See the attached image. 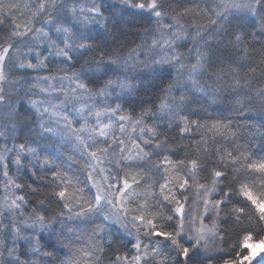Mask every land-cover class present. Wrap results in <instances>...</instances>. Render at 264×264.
I'll return each instance as SVG.
<instances>
[{"label": "snow or ice", "instance_id": "snow-or-ice-1", "mask_svg": "<svg viewBox=\"0 0 264 264\" xmlns=\"http://www.w3.org/2000/svg\"><path fill=\"white\" fill-rule=\"evenodd\" d=\"M57 3L58 0H40L28 23L16 24L6 37H0L3 41L0 42V138L7 141L19 135L23 141L14 142L11 149L5 145L0 152L6 178V195L0 201V264H57L55 245L61 243L65 229L73 232L72 228H66L67 221L96 218L118 225L132 237L128 243L135 252L114 253L110 264H169L162 250L164 246L171 247L175 255L173 264H211L209 241L218 236L221 206L231 201L229 165L235 166L240 157L227 151L220 154L217 149L216 160H211L206 133H212L211 139L215 140L217 136L234 138L235 132L230 118L201 117V111L207 112L201 101L217 104L222 92L240 96V89H248L251 94L237 100L240 107L234 111L249 115L255 110L264 116V87H256L254 92L249 89L258 70L264 83V0H221L211 9L215 18L210 16L208 25L198 26L194 33H189L181 17L206 11L199 4L184 6L172 15L166 10L164 0H125L128 9L147 12L157 25L151 34L146 31L127 55H121L122 42L117 40L114 31L105 29L103 38L98 40L91 33L77 35L64 23L54 22L52 10L57 8ZM3 7L0 3V15ZM233 9L244 10L248 15L234 18ZM90 11L103 16L95 5ZM71 12L74 14L76 8L72 7ZM165 16L171 18V24L162 23ZM37 18L42 20L39 28L35 27ZM44 25H54L59 43ZM29 33L33 34L31 40L24 41ZM41 39L51 49L47 55L31 43ZM17 40L27 48V53H22ZM183 41L191 46L180 51ZM250 52L259 53V59L253 60ZM28 55L32 59H27ZM53 56L59 58V63L50 68ZM250 60L253 62L248 63ZM13 68L31 69L37 75L25 73L19 79L10 80ZM245 68L247 71L241 76ZM44 71L49 74H39ZM41 82L46 86L41 87ZM34 88L44 94L42 99H32L37 95L32 91ZM13 91L15 97L11 95ZM146 117L154 118V122L148 124ZM173 128L176 134L170 136ZM116 130L123 134L129 130L138 133V141L132 145L135 151L128 150L125 154L126 141L116 136ZM196 133H201L199 140L194 138ZM53 137L60 138L53 143L60 152H63L60 147L63 142H75V151L86 158L85 183L90 182L89 187L70 191L73 180L54 164L59 157L45 156L41 160L40 146ZM187 139L194 143L178 144ZM181 146L185 149V158L173 159ZM13 149L14 158L8 160L6 153ZM189 150L195 155L189 157ZM153 154L159 157L149 161L156 175L145 173L148 180L139 192L133 185L139 186L143 175L140 180L139 173L132 175L130 183L126 176L103 166L107 161L115 163L117 168H133ZM38 160L41 166L52 165L50 178L47 173L37 174L33 162ZM9 163L16 166L15 177L9 175ZM245 167L264 174V160ZM232 171L239 172V168L233 167ZM26 172L38 182L35 186L18 182ZM203 172L208 173L206 183L200 182ZM96 175H101L102 180L98 181ZM189 188L195 192L192 204L188 203ZM10 189L12 194L8 195ZM17 190L23 194H16ZM240 192L257 204L246 184H241ZM257 207L264 220V204ZM26 208L30 209L27 214ZM130 210L137 214L129 218ZM243 211L232 209L237 219ZM209 212L215 217L210 226L204 222ZM105 227V224H96L93 235L105 233ZM45 232L55 242L52 250L41 243L40 233ZM98 238L103 243L99 247L93 245L95 258L85 264H101L105 246L111 248L115 242L111 234ZM21 241L25 244L23 257ZM84 255L91 258L93 253L84 252ZM59 264H81V260L71 256Z\"/></svg>", "mask_w": 264, "mask_h": 264}, {"label": "trees", "instance_id": "trees-1", "mask_svg": "<svg viewBox=\"0 0 264 264\" xmlns=\"http://www.w3.org/2000/svg\"><path fill=\"white\" fill-rule=\"evenodd\" d=\"M39 2L40 0H0V3L4 5L3 15H0V21H2V23H0V37H6L14 29L16 24L24 25L28 23L31 20L32 11L35 10V7ZM144 2H147V0H144ZM237 2H243V0H237ZM164 3L166 10L172 15L179 13L184 6L192 7L193 4H199L200 9L206 10L199 11L198 14L192 13L181 17V22L188 29L189 33H194L198 26L208 25V19L210 16L215 18L211 9H215L216 6L221 3V0H164ZM65 5H67V7H64ZM94 5L99 7L100 12L103 14L102 17L95 11H90L93 9ZM168 5H171V7ZM72 7L76 8V12L74 14L71 12ZM232 14L234 18L248 15V13L244 10L237 11L235 9L232 10ZM52 17L54 18V22H61L64 23L66 27H71L73 32L77 35H79L80 32L91 33L96 36L98 40L103 38L105 29L109 32L114 31L116 33L117 40L122 42L119 45L121 55H127L130 48L135 47L136 44L139 43V38L146 31L151 34V30L157 27L154 17H151L147 12H141L137 9H128L125 4V0H58L57 8L52 10ZM162 23L171 24L172 20L169 16H165ZM41 26L42 20L37 18L35 21V27L39 28ZM44 27L45 30L49 32L52 39H56L57 43H59L58 34L54 31V25H44ZM161 30L170 32L173 29ZM211 30L212 28L210 27L209 31ZM32 35V33H29V36L25 37L24 41H30ZM0 42L3 41L0 40ZM186 42L187 41H183L181 44H185ZM16 43L20 44L22 53H27V48L24 47L20 40H17ZM31 43L36 50L40 51L43 55H47L48 51H51V49L48 48V42L44 39H41L40 41L32 40ZM184 44L180 46V51L186 50L183 49ZM62 46L63 45L61 44V47ZM256 47L260 48V45L257 44ZM242 54L243 53H241V55ZM250 55L253 60L259 59V53L257 52H250ZM140 58L143 59V56ZM27 59H32V56L28 55ZM50 60L52 61L50 68L55 67L56 64L59 63L58 57H50ZM32 62L35 63V59H33ZM252 62V60L248 61V63ZM246 71L247 68L243 69L241 76H243V73ZM25 73H30L33 77L37 75V73L33 72L31 69L13 68L9 74V79H19ZM39 74L47 75L49 72L44 71ZM61 75H63V73H61ZM224 79L229 80L230 78L225 77ZM241 82H244L243 79ZM40 86L43 87L46 85L44 82H41ZM256 87H264V83L261 82V78L259 77V70L257 72V78L253 80L251 85H249V89L254 92ZM32 91L37 93V95L32 96V99L43 98L44 94L39 93V88H34ZM239 92L241 93L240 96H238L235 92H222L219 96L217 104H209L205 101H201V103L207 108V112H200L201 117L204 119H209V116L212 119L230 118L232 120V130L235 132L234 138L231 136H217L215 140L211 139L212 133H206L208 147L211 149V160H216L217 149L220 154H224V152L227 151L231 152L233 156L240 157L235 166L229 165L228 183L231 186V201L227 204V206H221V214L217 219V237L220 242V251L218 250V254H214V252L210 254L212 257L211 264H264V220L260 218L261 212L257 207V204H264V174L255 172L252 169L245 167L248 163L260 162L261 160H264V127H262V124H264V116L259 115L255 110H253V112L249 115L237 114L234 109L240 107V105L237 104L236 101L242 99L243 96L251 94L248 89H240ZM20 93L23 94V90H20ZM11 95L15 97L16 92L13 91ZM24 107L28 106L25 104ZM145 119L148 124H152L154 122V118L146 117ZM201 132H204V130H201ZM175 134V128H173L169 132V135L175 136ZM116 136L124 138L127 147L130 146L132 149H134L132 146L133 142L138 141V133H131L130 130L127 134L120 133L116 130ZM194 138L195 140H199L201 138V133L194 134ZM55 141H59V139L53 137L51 141L40 146L42 153L41 160L45 156L50 158L59 157L54 160V164L60 171L66 173L67 176L73 180V185L69 190L72 191L80 186L87 188L88 185L85 183L86 171L84 169V159L70 144H67L66 142H63L60 145L63 152L58 151L57 148L53 147V143ZM193 143L194 141L192 139H187L182 142L178 141V144L181 145L187 144L191 146ZM5 145L11 149L13 144L10 141H5L3 138H0V151H3ZM14 150L15 149H13V151ZM132 151H135V149ZM188 155L191 157L194 156L195 153L189 150ZM68 156H73L74 159L68 160ZM177 156L181 159L185 158V149L182 146L177 149L176 155L172 158L175 159ZM155 159H159V157L153 154L148 160L138 162L136 167L128 169L126 166H122L121 169L124 176H126L129 180H131V176L134 174H140L137 176L138 180H140V176L143 175L144 179L140 180V182L141 184H145L148 180V175H151V166L149 161ZM41 160L33 162L34 167L37 170V174L43 175L47 173L50 178L49 169L52 165L41 166ZM77 161H79V163H77ZM233 167H238L239 172H233ZM145 173L148 175H145ZM18 182L33 184L34 186L38 183L34 181L30 172H26L24 176L18 179ZM200 182H208L207 172H203L201 174ZM242 183L248 186V189L250 190L253 198L257 201V204H253L251 200L240 192V186ZM24 191L27 192V188H25ZM18 194L23 193L19 192ZM149 203H152V201L150 200ZM52 207H56L55 203L52 204ZM233 208L244 209L243 212L239 213V219H237V214L232 212ZM29 210L30 209L27 208L25 209L26 214ZM49 211H51V209H49ZM132 212L137 214L135 211ZM17 219L19 220L22 218L18 217ZM96 224L104 223L96 219H90L83 222L81 220H76V222H70L66 225V228H72L75 230L76 234L71 236L72 232L70 233L66 229L64 230L61 243L55 245L58 257L57 264H59L61 260L67 259L71 256L79 258L81 260V264H85V261L95 258L96 251L93 245L99 247L103 243V241L98 238L103 236V234L96 233L93 235ZM46 235H48L46 232L40 233L41 243L42 238ZM76 237H79V239ZM220 237H222V239ZM113 239L115 242L111 248L105 246V252L102 257L101 264H110L114 253L116 255H131L132 253L128 243H123L119 237H114ZM54 243V241H51L49 244L43 245L48 250H52V245ZM65 245H67V247H65ZM24 249L25 244L21 241L20 254L22 257ZM260 249H263V252L261 254H257V251ZM162 250L168 257L169 264H173L176 258L171 247L164 246ZM89 251L93 253L91 258L84 255V252Z\"/></svg>", "mask_w": 264, "mask_h": 264}, {"label": "rangeland", "instance_id": "rangeland-1", "mask_svg": "<svg viewBox=\"0 0 264 264\" xmlns=\"http://www.w3.org/2000/svg\"><path fill=\"white\" fill-rule=\"evenodd\" d=\"M182 44H184V43H182ZM182 44H181V45H182ZM187 44L189 45L188 41L183 45V49H186V46H188ZM189 46H191V45H189ZM179 49H180V48H179ZM192 62H194V60H193ZM55 138L60 139L59 137H55ZM7 141H10L12 144H13L14 142H15L16 144H19V143L23 142V141H22V138H21L19 135H18L17 137H15L14 139H13L12 137H9V139H8ZM65 142H66L67 144H70V145L74 148V144H75V142H74L73 140H66ZM3 147H4V146H3ZM11 148H12V147H11ZM74 150H75V148H74ZM128 150H134V149H132L130 146L127 147V148H126V151H125V154H127L126 152H128ZM0 152H2V151H0ZM14 154H15V150L12 151V152H10V153H6V155H7V157H8V160H11L12 158H14ZM81 157H82V156H81ZM82 158H83L84 160L86 159L85 157H82ZM155 160H157V159H155ZM6 162H7V161H6ZM103 166H104L105 168H107V169H111L113 172H119V174H120L121 176H124V173H123L121 167H120V168H117V165H116L115 163H109V162L105 161V163H104ZM127 168H128V167H127ZM128 169H130V168H128ZM3 170H4V169H3V165L0 164V201H2V200L4 199V197H5V195H6L5 190H4V185H5V182H6V178H5L4 175H3ZM152 171H153V175H152ZM150 174H151V176H153V177H155V175H156V174H155V171L152 170V169H151V171H150ZM9 175H11V176H13V177L16 176V166H15L14 164H11V163H9ZM95 178H96L98 181H101V180H102L101 175H96ZM19 179H20V178H19ZM129 182L131 183V180H129ZM87 185H88L87 187H89V186H90V182H87ZM143 186H144V184H141V182H140V185H139V186H137V185L134 184V185H133V188H135L136 191L139 192V191H143ZM93 191H94V190H93ZM18 193H19V191L17 190L16 194H18ZM11 194H12V190L10 189L8 195H11ZM188 196H189L188 203H189V204H192V203L195 201V192H194V189H193V188H189V189H188ZM214 198H218V197H214ZM186 210H187V206H186ZM132 215H135V214H134V212H132V211L130 210V211H129V218H130ZM214 218H215V217H214L213 213H212V212H209L208 216H206V217L204 218V222H205L206 224H209V226H210V225H211V222H212V219H214ZM76 220H78V219H74V220L68 221V222H67V225H68L70 222H76ZM96 220L102 221V222L106 225V227H105V233H103V235L111 234V235L113 236V238H114V237H119V238H121V240H122L123 243H128V241L132 240V237L127 236L126 233L124 232V230H123V229H120L118 225L111 224V223H109V222H105V221L102 220V218H96ZM129 227L131 228V224H129ZM169 230H171V229L169 228ZM133 231H134V229H133ZM75 234H76V231L73 230V232L71 233V236H73V235H75ZM141 238L143 239V237H141ZM51 241H52V240L49 239V236H48V235H46L45 237L42 238V244L47 245V244H49ZM145 242L147 243V241H145ZM209 243H210V248L212 249L210 254H212L213 252H214V254H218L219 251H220V242H219L218 237H216V238H214V239H211V238H210ZM128 245H129V248H131L130 250H132V253H131V254H133V253L135 252V250L132 249L130 243H128ZM218 250H219V251H218ZM217 251H218V252H217ZM257 252H258L257 254H261V253L263 252V249H260V250H258Z\"/></svg>", "mask_w": 264, "mask_h": 264}]
</instances>
